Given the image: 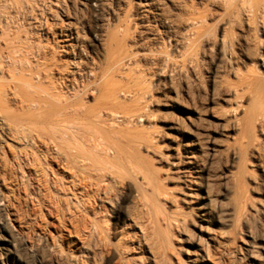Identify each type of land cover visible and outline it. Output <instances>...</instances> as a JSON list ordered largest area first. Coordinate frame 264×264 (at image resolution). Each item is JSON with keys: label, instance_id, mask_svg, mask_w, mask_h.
<instances>
[{"label": "rangeland", "instance_id": "1", "mask_svg": "<svg viewBox=\"0 0 264 264\" xmlns=\"http://www.w3.org/2000/svg\"><path fill=\"white\" fill-rule=\"evenodd\" d=\"M90 3L0 0L3 86L18 84L25 42L66 62L58 27L67 20L88 36L99 19L125 56L119 74L100 75L114 92L85 99L112 108L91 124L118 150L113 187L92 224L82 225L75 201L52 188L50 215L20 163L27 148L0 144V236L13 244L0 250V264H264V126L256 115L264 0H97V11ZM38 20L53 26L47 37L36 34ZM237 179L246 193L240 211ZM150 206L173 218L171 228L144 222Z\"/></svg>", "mask_w": 264, "mask_h": 264}, {"label": "bare ground", "instance_id": "2", "mask_svg": "<svg viewBox=\"0 0 264 264\" xmlns=\"http://www.w3.org/2000/svg\"><path fill=\"white\" fill-rule=\"evenodd\" d=\"M98 4L97 0H91L90 5L94 11H97ZM98 20L95 18L88 36L68 20L59 25L58 36L61 37L62 44L58 46V50L63 53V57H66V62L55 59L44 46L33 43L25 45V42L22 45L26 46V55L18 61V78L16 79L18 84L3 86L0 82L2 83L0 84V113L3 115L0 116V144L7 145L6 143L11 141L27 148L26 152L20 155V163L26 169L31 191L42 194L39 202L44 204L46 211L51 215L54 214L53 211H57L50 194L51 188L56 192L70 195L77 208L84 213L83 215L77 209L80 217L83 215L84 219L81 221L84 226L92 224L89 218L94 219L96 213L102 210L103 201L107 199V194L113 187L111 180L117 172L114 160L118 154V150L109 142L108 134L94 127L98 124L97 121L106 118L107 113L112 112V108L106 103L88 106L85 99L88 97L98 99L100 92H114V85L108 81H101L100 75L111 79L116 73L119 74L123 68L121 61L125 57L121 56L122 40L118 38L119 35L113 33L107 36L103 30L105 28L102 29ZM34 27L36 34L43 37H47V34L49 35L53 30V26L47 24L46 20L45 22L38 20ZM20 48L18 52L21 51L22 48ZM99 58L104 59L106 63V67L102 70H99ZM33 59L36 60L35 63ZM2 71L0 66V76L3 74ZM88 77L94 79V86L91 85L93 83L87 82ZM137 87L133 89L138 95L141 90H136ZM258 104L259 111H257L258 107L255 108L258 112L256 115L259 117L258 124L264 126V102L260 101ZM91 122L96 124L92 126ZM51 166L52 169L49 168ZM55 177H58L62 183H59L60 181L58 182ZM240 180L236 181L237 189L240 191H236L235 198V207L239 211L242 205H245L244 194H246ZM137 194L143 197L140 191H137ZM202 216L201 214L200 217ZM143 218L146 224L151 225L153 231L161 226L169 229L173 221V218L160 213L154 206L147 208ZM63 220H57L58 226L64 224ZM71 230L75 228L72 226ZM70 231L67 232L68 235ZM0 242H2L0 250L7 252L5 246L9 245L13 248L9 239L3 240L0 236Z\"/></svg>", "mask_w": 264, "mask_h": 264}]
</instances>
